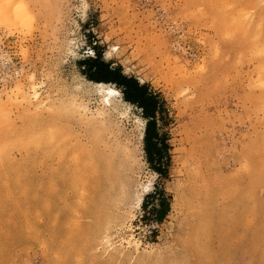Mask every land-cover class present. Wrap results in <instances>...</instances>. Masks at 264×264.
Wrapping results in <instances>:
<instances>
[{"label": "rangeland", "instance_id": "rangeland-1", "mask_svg": "<svg viewBox=\"0 0 264 264\" xmlns=\"http://www.w3.org/2000/svg\"><path fill=\"white\" fill-rule=\"evenodd\" d=\"M3 4L22 76L0 90V264H264V0ZM88 49L160 95L167 177Z\"/></svg>", "mask_w": 264, "mask_h": 264}, {"label": "trees", "instance_id": "trees-1", "mask_svg": "<svg viewBox=\"0 0 264 264\" xmlns=\"http://www.w3.org/2000/svg\"><path fill=\"white\" fill-rule=\"evenodd\" d=\"M97 55L85 60L83 68L89 81L112 84L118 88L125 102L140 108L146 120L144 145L148 164L160 176L168 175L169 146L165 136L158 129V117L163 113L160 95L153 92L148 85H142L136 78H129L122 73L121 67H111ZM166 160L167 166L164 164ZM161 198L159 208L155 209L156 221L161 222L167 215L168 203Z\"/></svg>", "mask_w": 264, "mask_h": 264}, {"label": "built area", "instance_id": "built-area-1", "mask_svg": "<svg viewBox=\"0 0 264 264\" xmlns=\"http://www.w3.org/2000/svg\"><path fill=\"white\" fill-rule=\"evenodd\" d=\"M21 62L0 46V90L8 89L22 76Z\"/></svg>", "mask_w": 264, "mask_h": 264}, {"label": "bare ground", "instance_id": "bare-ground-1", "mask_svg": "<svg viewBox=\"0 0 264 264\" xmlns=\"http://www.w3.org/2000/svg\"><path fill=\"white\" fill-rule=\"evenodd\" d=\"M27 6V5H26ZM25 10V8H23V9H21L20 10V12H19V14H18V16L20 15V16H22V20H25V19H23V17L25 18V15H24V12L26 11H24ZM24 11V12H23ZM23 14V15H22ZM25 14H26V12H25ZM17 15V14H16ZM19 16V17H20ZM18 18V17H17ZM27 18V17H26ZM90 83H93V84H95L96 86H97V90H98V92L102 95V97H103V99H104V101L108 104V105H110V106H112L113 104H114V102L117 100V99H119V98H121L122 97V93H121V91L118 89V88H116L114 85H112V84H106V83H97V82H92V81H90ZM111 91H119L120 92V95L119 96H116V95H110V92ZM100 95V96H101ZM146 125V124H145ZM144 125V126H145ZM104 175V174H103ZM255 175V174H254ZM258 175V174H257ZM105 178V177H104ZM108 178V177H107ZM253 180V179H252ZM253 186V185H252ZM256 185H254V187H255ZM264 187V186H263ZM110 188V187H109ZM112 190V189H111ZM110 191V190H109ZM108 191V192H109Z\"/></svg>", "mask_w": 264, "mask_h": 264}, {"label": "snow or ice", "instance_id": "snow-or-ice-1", "mask_svg": "<svg viewBox=\"0 0 264 264\" xmlns=\"http://www.w3.org/2000/svg\"><path fill=\"white\" fill-rule=\"evenodd\" d=\"M9 7H12L13 5H11V4H9L8 5ZM3 7H4V4H3V0H2V2H0V13H2V11H3ZM17 7V10L19 11L20 9H22L24 6L23 5H17L16 6ZM85 8L87 7V5H85L84 6ZM29 19H31V20H33V22H34V17H29ZM230 37L229 36H225L224 37V39L225 40H228ZM114 51H118V49H114ZM217 51H218V49H217ZM262 55H264V52H262L261 53ZM85 55H87V56H89V57H96V55H97V53H96V51H94V50H91V49H88V50H86V52H85ZM104 59L105 60H111L112 59V52H108V53H105L104 54ZM111 67H115V65H110ZM127 69H125V73L124 74H127ZM139 83H143V80H140V81H138ZM110 95H116V96H119L120 95V92L119 91H111L110 92ZM136 123L137 124H142L143 123V121H141V120H137L136 121ZM145 191H148V189H145Z\"/></svg>", "mask_w": 264, "mask_h": 264}]
</instances>
